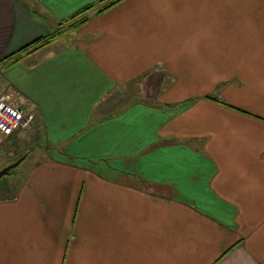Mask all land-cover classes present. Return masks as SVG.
Returning a JSON list of instances; mask_svg holds the SVG:
<instances>
[{
    "label": "crops",
    "instance_id": "1",
    "mask_svg": "<svg viewBox=\"0 0 264 264\" xmlns=\"http://www.w3.org/2000/svg\"><path fill=\"white\" fill-rule=\"evenodd\" d=\"M99 1L0 0L41 143L0 142V264H264V0H122L2 69Z\"/></svg>",
    "mask_w": 264,
    "mask_h": 264
},
{
    "label": "trees",
    "instance_id": "2",
    "mask_svg": "<svg viewBox=\"0 0 264 264\" xmlns=\"http://www.w3.org/2000/svg\"><path fill=\"white\" fill-rule=\"evenodd\" d=\"M122 0H100L97 5H90L88 7H85L84 9L74 13L71 15L68 19L61 21L58 24V27L55 29L53 33H51L48 37L37 40L30 45L26 46L22 50L16 52L15 54L7 57L2 62V69L8 68L19 61H21L24 57L42 49L45 46H48L55 41H57L62 35L74 33L78 29H80L89 19V13L93 10H95L97 13H102L111 7L115 6ZM34 16L37 19H40L41 17L39 15H36L34 13ZM41 20V19H40ZM25 156V155H23Z\"/></svg>",
    "mask_w": 264,
    "mask_h": 264
},
{
    "label": "built area",
    "instance_id": "3",
    "mask_svg": "<svg viewBox=\"0 0 264 264\" xmlns=\"http://www.w3.org/2000/svg\"><path fill=\"white\" fill-rule=\"evenodd\" d=\"M26 98L8 88L0 93V142L25 131L33 121V113L24 110Z\"/></svg>",
    "mask_w": 264,
    "mask_h": 264
},
{
    "label": "rangeland",
    "instance_id": "4",
    "mask_svg": "<svg viewBox=\"0 0 264 264\" xmlns=\"http://www.w3.org/2000/svg\"><path fill=\"white\" fill-rule=\"evenodd\" d=\"M30 127V126H29ZM28 127V128H29ZM27 128V129H28ZM27 131V130H26ZM25 131V132H26ZM28 131H30V129L28 130ZM28 131L26 132V134H25V137H24V139H25V141H26V139H28V141L26 142V143H21L20 145L23 147V146H25V147H27L26 148V150L25 151H27V150H34V154H33V156L31 157V154H30V156L27 158V159H29V161L33 158V159H36L38 156H39V154H40V151H39V147L41 146V143H40V140H39V137L35 140L34 138H35V136L34 135H31L30 137H27V135H28ZM21 132H24V131H21ZM16 145H17V143H16ZM7 147V146H6ZM6 149H8V150H3V152H5V153H7L8 155H10V154H13L15 151H11V150H13V149H15L14 147H9V148H6ZM18 160V159H17ZM17 160H15L14 162H12V163H10L9 165H7L6 167H8V166H10V165H12L13 163H15ZM25 163L26 162H22V163H20L16 168H14V169H12L11 171H10V174L9 175H7V176H3L1 179H0V194H7V193H9V192H11V190H10V187H9V183H10V181H11V179H12V177H13V175L14 174H18L19 175V173L22 171V169H24V166H25ZM5 168V167H4ZM3 168V169H4ZM2 170V169H1ZM0 170V171H1Z\"/></svg>",
    "mask_w": 264,
    "mask_h": 264
},
{
    "label": "water",
    "instance_id": "5",
    "mask_svg": "<svg viewBox=\"0 0 264 264\" xmlns=\"http://www.w3.org/2000/svg\"><path fill=\"white\" fill-rule=\"evenodd\" d=\"M22 160H23V159L21 158V159L17 160L15 163H13L12 165H10V166L5 167L4 169H2V170L0 171V179H1L3 176H7V175L10 173V171H11L12 169L16 168V167L20 164V162H21Z\"/></svg>",
    "mask_w": 264,
    "mask_h": 264
}]
</instances>
